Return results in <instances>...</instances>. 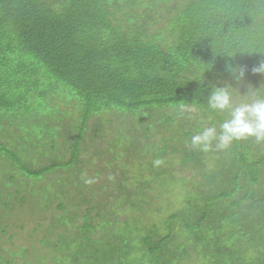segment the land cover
Segmentation results:
<instances>
[{"label":"trees","instance_id":"1","mask_svg":"<svg viewBox=\"0 0 264 264\" xmlns=\"http://www.w3.org/2000/svg\"><path fill=\"white\" fill-rule=\"evenodd\" d=\"M260 60L264 0H0L1 168L35 179L81 165L97 185L101 173L90 171L94 160L104 157L110 167L115 163L109 169L125 176L117 189L111 188L117 192L111 205L118 206L112 218L86 224L68 241L67 264H264V142L248 139L208 153L189 146L203 125L219 129L226 118L207 107L211 85L231 82L242 94L249 85L261 87L264 75L252 72ZM229 64L246 68L241 85L226 71ZM180 103L197 111L181 113ZM36 114L50 120L38 128L43 137L65 134L50 144L59 149L61 160L37 170L23 161L30 162L25 148L31 138L12 142L5 125L25 117L39 120ZM67 116L74 123L65 126ZM132 116L137 125L123 121ZM103 123L110 134L96 139L106 140L105 155L90 162L79 158L85 136L99 134ZM26 125L20 130L31 131ZM167 128L172 137L163 131ZM127 137L133 138L122 145ZM46 144L48 139L40 146ZM62 149L70 153L69 160H63ZM127 155L140 164L137 173L129 171ZM157 159L163 161L159 166ZM134 174L131 188L126 184ZM175 189L183 192L181 204ZM20 195L16 190L22 210ZM149 195L151 218L146 221L139 214ZM53 197L50 192L49 204ZM158 199L162 203L156 205ZM3 203L1 215H6L10 204ZM129 210L140 216L134 226ZM67 219L64 215L62 222L76 232ZM8 264L15 261L8 259Z\"/></svg>","mask_w":264,"mask_h":264},{"label":"rangeland","instance_id":"2","mask_svg":"<svg viewBox=\"0 0 264 264\" xmlns=\"http://www.w3.org/2000/svg\"><path fill=\"white\" fill-rule=\"evenodd\" d=\"M169 114L172 115L176 113L174 111H169ZM36 115L39 120H29V117H25L23 120H20L16 123H5V125H8L6 128L8 130L6 138L12 142L17 141L18 138L21 136L23 137L24 135L31 138L29 149L27 150V147L25 148L30 162L26 160L23 161L29 168L35 170L50 165L52 160H61L59 159V157H62L59 153V149L54 151V149L50 148V144L51 141L59 143L65 135L63 134L59 136L57 133L56 137H49L48 135L47 137H43L41 134V129L38 128L42 127L43 124H48L50 120L43 121L41 118H39L43 117L44 114L41 116L40 114ZM120 119L123 118L120 117ZM71 120H73V118L69 119L67 116L65 120L63 119L62 123L63 125L67 126L70 123H74V121ZM130 120L128 119V121H123L132 124L135 123L134 125H137L136 123H138V120L136 119V116L130 117ZM95 122L96 120L91 121V123ZM23 124L30 126L31 128H29L31 131H21L19 127ZM98 127L99 134L97 133L96 135L92 136L90 135L91 133H88V136H85L84 138L86 143L81 145L79 158H83L85 161L90 162V159L96 157L97 155H105L103 153V149L106 146V140H97L96 137H107L110 134V129L106 123L98 125ZM204 127L209 126L203 125L202 128ZM69 129H71V127L64 129L66 134L69 132ZM124 131L125 130H121L118 134L123 135ZM163 131L166 133L167 137H172L174 135L173 130H169L168 128ZM57 132H62L60 127L57 129ZM71 138H73V135ZM130 138L127 137L126 140L124 139L122 141V145L128 144L133 137L131 139ZM46 139H48L49 147L48 144H46V146H40V143ZM26 144L28 145L29 141ZM62 151V155L64 157L63 160H69L70 153L66 152L64 149H62ZM133 156L134 155H127L124 158L125 161L130 160L129 171L131 173H137L141 166L137 160H134ZM94 161V163L91 162V164L93 163L92 166L95 167L94 169L92 167L90 172H94L95 174L100 172L101 175L97 180L98 186L94 183H90L93 189L86 186L89 183L87 184L85 181L90 179L86 178L88 173L86 172L85 167L81 165L69 167L67 169H56L54 172L52 171L51 173L47 174L48 177L42 176L35 179L30 176L29 177L31 179H26L27 177L24 178L21 172L15 173L12 172V170H8L7 168L2 169L0 166V184L1 188L4 190L0 191V205L4 206L3 201L10 204L7 209L9 212L6 215L3 214L5 215L6 219L3 215H1V211L4 212L3 209H0V264L3 262H5L4 264H8V259L14 260L15 264H67V252H65V250L69 249L66 246L68 245V241L72 240L74 236L78 237L77 233L80 231V229H83L86 224L97 225L99 222L100 224H105V222H108L107 220L109 218H112L109 214L114 210L116 211L118 206L111 205L112 197L117 194V192H112L113 189L111 188L114 186V190L117 189L115 188V185L119 183L118 181L122 182V179L125 178V176H122L121 171L115 173L109 169L112 166H115V163L111 162L112 165L110 167V164H107V160L104 157ZM177 167L178 165L176 168ZM95 168L97 169L95 170ZM114 169L116 168L114 167ZM118 169L121 170V168ZM118 169H116V171ZM184 173L190 174L189 170L185 171ZM115 175L117 177V181L112 180ZM13 176L17 179L15 180L11 178ZM107 176L108 179L106 178ZM129 176H131V174H129ZM135 176L136 174L130 178L129 183L126 185L133 188L135 185ZM95 186H97L98 192L94 195L93 192H96L94 190ZM105 186L108 187L107 190H105ZM172 187L179 188L175 185H172ZM5 190H8V193L11 192V198L8 197V193L5 192ZM16 190L17 194H21L19 198H23L25 201L24 208H22V210H25L24 212L21 210V208H17L19 205L15 202L14 196ZM175 190L177 193V195H174L175 199L177 198L178 203L181 204L183 192L178 189ZM50 192L56 198L53 197L52 200L55 201L51 200L49 204L47 197ZM109 192L112 194L111 196H109ZM1 197H3V200ZM161 200H155L156 205L161 204ZM134 201L136 202L135 198ZM61 203L65 206L64 210L58 208ZM144 203L146 204L142 206V212L139 215H146L147 218L145 219L146 221H149L151 218V195L147 196V200ZM124 204L125 202L123 201V209ZM140 204L137 206L139 207ZM121 206L122 203L119 205V207ZM76 211H78L77 215H75ZM127 212L129 213V221L131 224L133 226L134 224L136 225L138 222V217H140L138 213L136 211L134 212L133 210H129ZM100 213H102L101 216H98ZM64 215H67V221H73L74 227L76 225V232L72 226L69 227V223H65V221L62 222ZM121 218L125 219L123 215H121ZM129 229L132 231L130 227ZM102 231L103 230L101 228L100 230L98 229L97 236H100ZM94 237H96L95 234ZM132 237L133 239L136 238L135 235ZM62 242L63 244L60 245ZM21 247L26 248L27 250L24 251L20 249Z\"/></svg>","mask_w":264,"mask_h":264},{"label":"clouds","instance_id":"3","mask_svg":"<svg viewBox=\"0 0 264 264\" xmlns=\"http://www.w3.org/2000/svg\"><path fill=\"white\" fill-rule=\"evenodd\" d=\"M232 56L234 53H229ZM212 68V67H211ZM210 68V69H211ZM210 69L204 71V73ZM226 71L232 75L236 85H241L246 75V68L227 65ZM253 74L264 75V60L252 69ZM204 75V74H203ZM204 82V81H203ZM207 98V107L215 113L226 114V118L216 126L204 127L191 136L189 146L204 153L229 149L235 142L254 139L257 143L264 142V85L259 88L247 86L242 94L239 87L231 82L223 86L211 85ZM181 113H194L196 107L188 103H180ZM162 160H155L159 166ZM92 183V180H86Z\"/></svg>","mask_w":264,"mask_h":264}]
</instances>
